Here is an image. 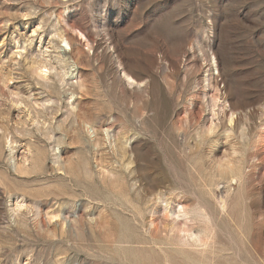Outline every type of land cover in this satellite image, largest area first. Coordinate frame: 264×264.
<instances>
[{"label":"rangeland","instance_id":"1","mask_svg":"<svg viewBox=\"0 0 264 264\" xmlns=\"http://www.w3.org/2000/svg\"><path fill=\"white\" fill-rule=\"evenodd\" d=\"M0 264H264V0H0Z\"/></svg>","mask_w":264,"mask_h":264},{"label":"bare ground","instance_id":"2","mask_svg":"<svg viewBox=\"0 0 264 264\" xmlns=\"http://www.w3.org/2000/svg\"><path fill=\"white\" fill-rule=\"evenodd\" d=\"M76 33L81 37V38H83V39H85L86 41H87V39H86V37L83 35V33H81L79 30H76ZM59 35V34H58ZM61 35H62V33H61ZM64 36V35H63ZM62 36V40H63V42H64V46L65 47H69L70 46V42H69V40L67 39V38H65V37H63ZM89 44V43H88ZM212 62V61H211ZM216 62H215V60L213 61V67H214V69H216ZM211 68V67H210ZM212 69V68H211ZM123 70V69H122ZM215 71V70H214ZM43 72V71H42ZM123 78L125 79V81L127 82V84H129V85H134L135 83H136V81L129 75V74H127L126 72H123ZM121 76V77H122ZM124 81V82H125ZM225 102V101H224ZM233 115V114H232ZM233 118L231 117V119L230 120H232ZM93 132V131H92ZM232 156H233V154H232ZM234 159H236V158H234ZM233 159V160H234ZM238 159V158H237ZM240 160V159H239ZM221 162H222V159L220 160ZM220 161H219V163H220ZM224 161V160H223ZM233 163H234V161H233ZM232 163V161H228L227 163H224L225 165H223L222 164V166H221V168H222V171H224V173H225V169H226V171H227V168L229 169V170H231V171H233V169L235 168L234 166V164ZM238 163V162H237ZM242 163V162H241ZM217 165H219L218 163H217ZM221 165V164H220ZM219 165V166H220ZM237 165H239V164H237ZM241 165V164H240ZM215 166V165H214ZM242 166V165H241ZM217 167V166H216ZM218 168V167H217ZM242 168H243V166H242ZM241 168V169H242ZM220 169V168H219ZM214 170V169H213ZM220 171H221V169H220ZM241 171V170H240ZM234 173H235V171H233ZM230 173H232V172H230ZM242 174H244V172H242ZM230 175V174H229ZM234 175V174H233ZM232 175V176H233ZM216 176V175H215ZM211 177V176H210ZM216 178V177H215ZM214 177H213V179H212V183H211V185H215L214 187H216V184L217 183H215L216 181L215 180H217V179H215ZM231 178V177H230ZM244 178V177H243ZM224 179V178H223ZM233 179H235V178H232L231 179V181H233ZM238 179H239V177H238ZM242 179V178H241ZM209 180H211V178H209ZM215 181V182H214ZM218 181V180H217ZM229 183H230V181H229ZM231 184V183H230ZM240 184H243V183H241L240 182ZM212 186V187H213ZM229 186V185H228ZM231 186V185H230ZM241 187L243 186V185H240ZM213 187V188H214ZM213 188H211L210 189V192H211V194H212V197H215V191L213 190ZM248 188V187H247ZM209 191V190H208ZM240 191V190H239ZM240 193V192H239ZM238 193V194H239ZM237 193H235L233 196H235ZM237 194V195H238ZM210 195V194H209ZM240 195V194H239ZM238 195V197H240ZM245 195V194H244ZM244 195H243V197H244ZM231 196V195H230ZM241 196H242V194H241ZM210 198H211V195L209 196ZM233 198V197H232ZM241 199H242V197H240ZM239 198V199H240ZM244 199V198H243ZM207 200H208V198H207ZM211 200H213V199H211ZM238 200V199H237ZM236 200V201H237ZM245 200V199H244ZM231 201V200H230ZM233 201V200H232ZM239 201V200H238ZM240 201H243V200H240ZM208 201H206V202H203L204 204H202V205H200V207H201V209H203V211L205 210V212L208 214V219L211 221V222H213L212 224H215V217H214V215H215V212H213V210H212V208L211 207H209V204L207 203ZM212 202V201H211ZM242 204H244L243 202H241ZM240 203V204H241ZM246 203V202H245ZM240 204L238 203L237 205H239L240 206ZM242 204H241V206H242ZM229 205H230V202H229ZM221 209L223 210V211H226V207L228 208L229 206H226V201H223V203H221ZM25 207H26V203H25V201L24 200H21V201H17V211H19V212H21V211H23L24 209H25ZM199 207V208H200ZM238 207V206H237ZM213 208H214V206H213ZM197 209V208H196ZM243 210H244V208H243ZM193 211H194V209H193ZM202 211V210H201ZM229 212H230V209L228 210ZM245 211V210H244ZM243 211V212H244ZM183 212V211H182ZM199 212V211H198ZM205 212H201L202 214H204ZM241 212V211H240ZM185 214H187L186 212H184ZM226 213H228V212H226ZM19 214V213H18ZM182 214V213H181ZM194 214V213H193ZM201 214V215H202ZM239 214V213H238ZM243 214V213H242ZM244 214H245V212H244ZM229 215H233V213H231V214H229ZM246 215H247V213H246ZM245 215V216H246ZM47 216H49V218H50V220L53 218V217H55V215H51L52 217H50V213H47ZM203 216H205V215H203ZM235 216V215H234ZM234 216H232V218H234ZM220 218V217H219ZM228 218H230V216L228 217ZM222 219V218H221ZM246 219V218H245ZM223 220V219H222ZM233 220V219H232ZM240 220H241V218H240ZM240 220H239V222H240ZM174 221V220H173ZM205 221H207L208 223H209V221L206 219V217H205ZM216 221H218V220H216ZM235 221V220H234ZM238 221V220H237ZM236 221V222H237ZM242 221H243V219H242ZM241 221V222H242ZM175 222V221H174ZM190 222V221H189ZM210 222V223H211ZM224 222V221H223ZM251 222V221H250ZM75 223H77V222H75ZM74 223V224H75ZM177 224H178V222H176ZM209 223V224H210ZM233 223V222H232ZM231 223V224H232ZM244 223H245V221H244ZM243 223V224H244ZM180 224V223H179ZM221 224V223H220ZM228 224H230V222L228 223ZM234 224V223H233ZM232 224V225H233ZM242 224V223H241ZM252 224V223H251ZM169 225V224H168ZM168 225L166 226L167 228H168ZM207 225V224H206ZM248 225V224H247ZM74 226H76V224L74 225ZM123 227H125L124 225H122ZM126 226H128V225H126ZM175 223L171 226V228H168L169 230L170 229H174L175 228ZM184 226V228H185V225H182V227ZM191 226V225H190ZM208 226V225H207ZM207 226L205 227V228H207ZM229 226V225H228ZM243 227L245 226V225H242ZM170 227V226H169ZM181 227V228H182ZM209 227H210V225H209ZM213 227V226H212ZM232 227V226H231ZM238 227H239V224H238ZM241 227V226H240ZM127 228V227H126ZM167 228H166V230H167ZM178 228V227H177ZM235 228V227H234ZM250 228V227H249ZM78 229V228H77ZM128 229H129V227H128ZM179 229V228H178ZM210 229H211V227H210ZM209 229V230H210ZM214 229V228H213ZM240 229V228H239ZM243 229V228H242ZM126 230V229H125ZM175 230V229H174ZM174 230L173 231H170L169 233H172V232H174ZM181 230H184V229H181ZM180 229H179V232L181 233V232H183V231H181ZM186 230V229H185ZM184 230V231H185ZM190 231H191V228L189 229ZM188 230V234H189V231ZM204 230H206V229H204ZM208 230V229H207ZM178 231V230H177ZM211 231H212V229H211ZM238 231V230H237ZM249 231V230H248ZM178 232V233H179ZM186 232V231H185ZM184 232V233H185ZM208 232V231H207ZM242 232V231H241ZM243 232H244V229H243ZM179 233V234H180ZM184 233H183V235H184ZM238 233V232H237ZM244 233H247V232H244ZM250 233V232H249ZM248 233V234H249ZM207 234V233H206ZM213 234H214V231H213ZM209 235H210V233H209ZM237 235V234H236ZM239 236H241L240 234H238ZM175 237H177V236H175ZM188 237V236H187ZM242 237V236H241ZM182 238V237H181ZM252 238H254V237H252ZM185 239V238H184ZM248 239V238H247ZM249 241V240H248ZM252 242V245H253V241H251ZM155 243V242H154ZM249 244V243H248ZM153 246H155L154 244H153ZM156 246H158V245H156ZM159 248H160V246H159ZM254 248V247H253ZM250 249V250H256V249ZM153 249V248H152ZM223 251V250H222ZM256 252V251H255ZM255 252H253V253H255ZM257 254V253H256ZM169 256V255H168ZM167 256V257H168ZM169 258H171V257H169ZM165 259V258H164ZM215 259V258H214ZM166 260V259H165ZM215 263V262H214Z\"/></svg>","mask_w":264,"mask_h":264},{"label":"snow or ice","instance_id":"3","mask_svg":"<svg viewBox=\"0 0 264 264\" xmlns=\"http://www.w3.org/2000/svg\"><path fill=\"white\" fill-rule=\"evenodd\" d=\"M45 71H46V69H45Z\"/></svg>","mask_w":264,"mask_h":264}]
</instances>
